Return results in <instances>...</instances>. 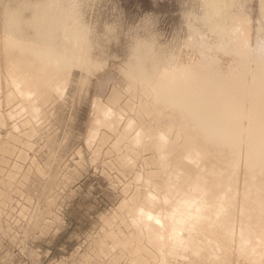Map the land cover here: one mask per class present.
Segmentation results:
<instances>
[{
  "label": "rangeland",
  "instance_id": "374dc122",
  "mask_svg": "<svg viewBox=\"0 0 264 264\" xmlns=\"http://www.w3.org/2000/svg\"><path fill=\"white\" fill-rule=\"evenodd\" d=\"M263 65L264 0H0V264H264V159L157 91L203 75L246 127Z\"/></svg>",
  "mask_w": 264,
  "mask_h": 264
},
{
  "label": "bare ground",
  "instance_id": "6f19581e",
  "mask_svg": "<svg viewBox=\"0 0 264 264\" xmlns=\"http://www.w3.org/2000/svg\"><path fill=\"white\" fill-rule=\"evenodd\" d=\"M18 60H19L18 62L19 65H18V74L16 80L18 81V83L20 82V87L23 96L25 98H29L32 93L38 90V86L29 80L30 76L27 69L23 70L21 68V65L24 64V61L21 59ZM45 64H46L45 62H42L39 64V66L35 65V68L45 67ZM255 73L258 74L255 75ZM254 76H256V79L254 78L255 88L253 87L254 90L256 89L254 93L256 94V97L254 96L256 99V102H254L256 105V106L254 105L256 107V110H253L252 113L248 116L249 124L246 127L238 122V117L234 119L233 116L234 113L230 109L229 103L225 104V102H220L219 98H216V100L212 99L213 97L212 93L210 91V88L206 86V79L203 78V75L201 77L202 80L201 85H204L206 88H203V86L201 87V85L197 86V81L199 78L198 76L184 70L172 72L170 74L167 73H165L164 75L162 74L161 75L162 80H160V84H158V87L157 86L156 87L160 95L164 96L170 102L180 106L187 113L193 115L201 122L205 123V125L208 126L211 129V131H213L215 134L230 139L232 141H236L237 139L240 138L242 132H246L248 147L258 157L264 159V127H263L264 124L257 123L258 120L260 119V113L259 110L257 109L258 104L264 100V96H263L264 95V65L261 68H259L257 72H254ZM198 206L200 207H197L198 209H196L195 212L190 211L192 212V217L195 218V220H199L200 216L202 215L201 212H199V210H202L201 209L202 205H198ZM218 207L217 209L216 208L215 209L219 210ZM262 217H264V215L261 216L259 213H255L253 218L254 221L253 220L252 221L255 222L257 226H260L259 233L264 238V220ZM178 218L176 219V221L178 220ZM182 220L179 219L178 222ZM147 223L151 224L149 222ZM231 226L232 225L230 223H227L226 220L224 221V225H223L224 229L228 230V228H230ZM172 228L175 227L173 226ZM242 231H244L245 234H250V235L256 232L253 228H246V230H241L240 232ZM240 234H244V233L242 232ZM150 236L152 237V239L155 238L156 241L158 240L159 236H162L160 234L159 228H157L154 224L150 225ZM245 237L246 239L243 238L244 239L243 251L246 253L247 256H250L252 260L251 262H254L253 264H257L259 257L255 252V246L252 243L250 244L248 243V241L250 240V236H245Z\"/></svg>",
  "mask_w": 264,
  "mask_h": 264
}]
</instances>
